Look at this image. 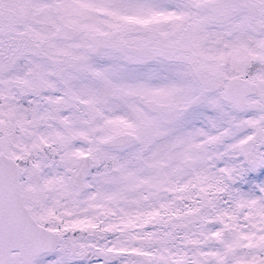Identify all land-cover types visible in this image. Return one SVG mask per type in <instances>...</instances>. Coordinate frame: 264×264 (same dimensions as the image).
<instances>
[{"label":"snow or ice","instance_id":"6c2138e0","mask_svg":"<svg viewBox=\"0 0 264 264\" xmlns=\"http://www.w3.org/2000/svg\"><path fill=\"white\" fill-rule=\"evenodd\" d=\"M0 264H264V0H0Z\"/></svg>","mask_w":264,"mask_h":264}]
</instances>
